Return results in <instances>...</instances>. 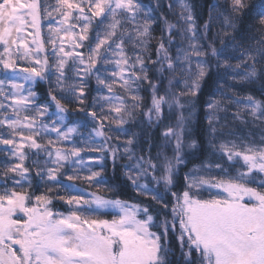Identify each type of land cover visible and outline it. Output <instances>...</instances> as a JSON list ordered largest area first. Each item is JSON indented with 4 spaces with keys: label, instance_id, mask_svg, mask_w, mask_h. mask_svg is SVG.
Returning <instances> with one entry per match:
<instances>
[{
    "label": "snow or ice",
    "instance_id": "6c2138e0",
    "mask_svg": "<svg viewBox=\"0 0 264 264\" xmlns=\"http://www.w3.org/2000/svg\"><path fill=\"white\" fill-rule=\"evenodd\" d=\"M249 7L210 4L200 24L190 0H0V264H264V3L254 35ZM213 68L210 158L181 183Z\"/></svg>",
    "mask_w": 264,
    "mask_h": 264
},
{
    "label": "trees",
    "instance_id": "16d2710c",
    "mask_svg": "<svg viewBox=\"0 0 264 264\" xmlns=\"http://www.w3.org/2000/svg\"><path fill=\"white\" fill-rule=\"evenodd\" d=\"M143 3L147 6V5L152 4L153 0H143ZM190 3L194 5L195 13L199 17L198 23L202 24L203 21L207 19L208 6L214 3L223 4L224 0H190ZM247 3L249 4L250 7L248 10H246L245 16L243 18V22L240 27L243 30L244 34L254 35L256 34V29L259 28V17L257 13L260 11L261 5L262 3H264V0H247ZM165 5H166V0H165ZM249 29H251V31H249ZM213 31H216V29L214 28ZM154 35H157V36L159 35V29H157ZM217 46H219V41H217ZM216 77H217V70L213 68L210 77L207 78V82L203 87L202 95L200 96L199 101H198L195 121L192 125V131H193V134L198 137L200 146L197 150H195V156L190 157L188 159V163L185 166L181 167L180 172H179V178H180L181 183L183 182L184 173L188 170L191 164L199 163L208 157V151H209L208 138L204 134V129L206 127V121L204 119V109L200 107V103L207 100L209 96L215 91L216 84L214 83V81L216 80ZM90 84L92 88H95L94 80L90 81ZM237 87L238 89L246 90L247 92L250 90V87L248 85H238ZM34 89L35 91L39 93V96L41 98L46 97V93L48 89L47 84H45L44 82H37V84L34 86ZM255 89H257L258 91V88L255 87ZM93 95H95V92H93L89 96V102H91ZM73 107H75V105L70 106V108H73ZM79 119H80L79 115L72 116L73 121H77ZM165 123H167V121H165ZM134 130H138V129H134ZM159 132H160V129L153 130V140L155 143H159ZM112 143L114 144L118 143L115 139L114 134H113ZM155 153H156V149L154 148L153 155H155ZM125 162L126 161L124 160H118L116 169L113 170L112 163L109 160L107 162L106 169L103 172V176L105 179H107L110 185L118 188V190L121 193L122 198L127 199L129 197H134V193L127 186L126 181L122 175L123 169L120 167V165Z\"/></svg>",
    "mask_w": 264,
    "mask_h": 264
},
{
    "label": "rangeland",
    "instance_id": "374dc122",
    "mask_svg": "<svg viewBox=\"0 0 264 264\" xmlns=\"http://www.w3.org/2000/svg\"><path fill=\"white\" fill-rule=\"evenodd\" d=\"M233 63H235V61H233ZM229 83H232L231 81H229ZM235 85V91H237V92H239L241 95H245V94H247V91L246 90H242V89H238V85L239 84H234ZM35 86V85H34ZM33 86V87H34ZM259 84H257V85H255L254 86V88L256 87V88H258L259 89ZM250 88H252L253 86H249ZM253 94H255V95H257V96H259V91H256V92H254ZM209 99V98H208ZM244 132L246 133L247 132V129H245L244 130ZM114 136H115V134H114ZM116 139V138H115ZM118 143H122L123 142V138H121L120 140H116ZM98 142H99V140H98ZM88 155H93V156H96V155H99V153H90V154H88ZM207 158H210V157H207ZM85 159L87 160V155L85 156ZM200 163V162H199ZM199 163H196V164H191L190 166H189V168H188V170L187 171H189V169H191L194 165H197V164H199ZM186 171V172H187ZM84 187H87L86 185L84 186ZM94 190V189H93ZM110 218V217H109Z\"/></svg>",
    "mask_w": 264,
    "mask_h": 264
}]
</instances>
